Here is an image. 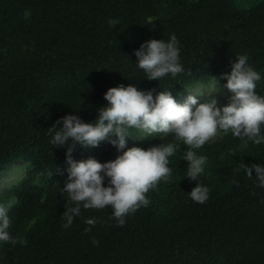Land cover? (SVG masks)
Segmentation results:
<instances>
[{"label": "trees", "instance_id": "1", "mask_svg": "<svg viewBox=\"0 0 264 264\" xmlns=\"http://www.w3.org/2000/svg\"><path fill=\"white\" fill-rule=\"evenodd\" d=\"M172 34L184 71L147 80L134 50ZM238 54L261 74L255 91L264 95V0H0V181L23 166L0 190V201H15L14 242H0V264H264V187L254 171L249 179L238 170L241 163L264 165V144L228 133L195 149L207 157L198 182L211 189L199 204L188 196L196 182L184 177L189 146L176 141L172 179L146 193L148 207L123 226L110 207L81 208L64 228L66 149L49 143L48 128L66 114L94 121L109 87L132 84L154 97L170 89L179 102L211 76L230 72ZM138 135L144 134L130 130L126 149L174 140L159 134L133 140ZM119 154L103 142L76 146L73 158L103 163ZM88 218L98 222L87 225Z\"/></svg>", "mask_w": 264, "mask_h": 264}, {"label": "clouds", "instance_id": "2", "mask_svg": "<svg viewBox=\"0 0 264 264\" xmlns=\"http://www.w3.org/2000/svg\"><path fill=\"white\" fill-rule=\"evenodd\" d=\"M180 53V43L172 34L167 40H145L133 54L135 66L143 70L144 78L159 81L165 77L174 78L184 71ZM248 61L246 54L236 55L230 72L222 73L219 78L211 76L207 81L205 87L210 91L190 94L183 103L176 101L170 89L154 97L151 90H139L132 84L117 85L103 93L106 105L97 109L94 121L85 122L75 114H66L56 120L48 128V134L53 147L66 149L67 179L61 192L66 193L68 199L62 214L63 227H71L74 218L81 215V208L110 207L117 226H123L128 215L148 207L151 201L146 193L155 189L159 182L172 179L169 158L181 146L176 141L189 146L182 153V160L187 162L184 177L196 183L188 196L196 203H205L211 189L198 182V178L205 173L207 157L198 155L195 149L218 134L228 133L241 138L245 144H264V95H257L255 91L262 77ZM221 79L226 81L222 85ZM224 90L230 93L228 102L218 106L215 95ZM200 95L206 97L203 102H198ZM132 129L144 134L133 140H143L153 134L172 136L174 140L146 149L137 146L126 149V137H130ZM103 142L114 146L120 154L103 163L92 156L82 160L73 158L76 146L96 148ZM240 169L249 179L253 178L254 171L257 186L264 187V165L241 163ZM14 203V200L0 201V242H14L9 215ZM97 222L95 218L85 220L90 226ZM92 243L98 241L93 239Z\"/></svg>", "mask_w": 264, "mask_h": 264}, {"label": "rangeland", "instance_id": "3", "mask_svg": "<svg viewBox=\"0 0 264 264\" xmlns=\"http://www.w3.org/2000/svg\"><path fill=\"white\" fill-rule=\"evenodd\" d=\"M204 91H210V89H207L206 87H197L194 89H191L189 91H187L182 99L179 101V103H183L187 96L192 94L195 95V93H202ZM230 96V93L225 90L223 91L221 94H217L215 95V98L218 101V106H222V105H226L228 102V98ZM206 97L203 95L197 96L198 102L203 101ZM23 173V166L22 165H15L12 167L11 171L5 175L2 180L0 181V190H3L4 188H6L14 178L21 176Z\"/></svg>", "mask_w": 264, "mask_h": 264}]
</instances>
